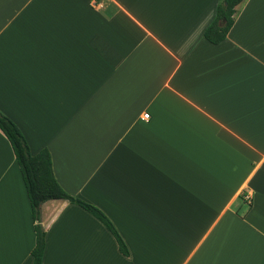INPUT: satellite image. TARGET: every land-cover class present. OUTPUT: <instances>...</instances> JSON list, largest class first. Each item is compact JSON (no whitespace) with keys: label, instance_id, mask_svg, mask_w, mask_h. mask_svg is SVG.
<instances>
[{"label":"crops","instance_id":"1","mask_svg":"<svg viewBox=\"0 0 264 264\" xmlns=\"http://www.w3.org/2000/svg\"><path fill=\"white\" fill-rule=\"evenodd\" d=\"M218 2L0 0V111L129 250L49 199L41 264H264V0L212 43ZM34 243L0 130V264H32Z\"/></svg>","mask_w":264,"mask_h":264},{"label":"trees","instance_id":"2","mask_svg":"<svg viewBox=\"0 0 264 264\" xmlns=\"http://www.w3.org/2000/svg\"><path fill=\"white\" fill-rule=\"evenodd\" d=\"M242 0H219L213 21L204 31L212 43L223 40L234 21L235 6ZM0 130L8 139L20 169L30 203L35 243L31 249L32 264H41L45 248V230L41 224V205L49 199H67L97 218L115 238L119 251L128 256L129 250L123 238L108 216L96 205L66 192L56 180L48 149L32 153L17 124L0 111Z\"/></svg>","mask_w":264,"mask_h":264},{"label":"built area","instance_id":"3","mask_svg":"<svg viewBox=\"0 0 264 264\" xmlns=\"http://www.w3.org/2000/svg\"><path fill=\"white\" fill-rule=\"evenodd\" d=\"M148 115H149L148 113H144V118H147ZM244 197H245L246 199H249L250 196H249V195H245Z\"/></svg>","mask_w":264,"mask_h":264}]
</instances>
